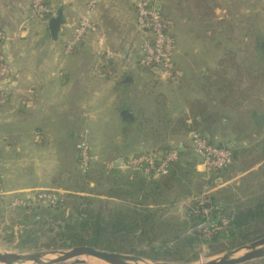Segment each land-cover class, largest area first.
Segmentation results:
<instances>
[{
  "label": "crops",
  "instance_id": "obj_1",
  "mask_svg": "<svg viewBox=\"0 0 264 264\" xmlns=\"http://www.w3.org/2000/svg\"><path fill=\"white\" fill-rule=\"evenodd\" d=\"M47 1L65 18L56 39L49 20L32 17V0H0V32L11 68L0 82L8 95L0 103V178L9 198L61 190L60 178L82 139L90 144L93 163L123 171L115 163L149 149L145 133L165 128L154 122L147 127L153 130L141 129L157 117L161 103L171 109L168 117L179 116L191 127L197 116L200 131L214 144L235 149V173L228 182L264 180V0H150L169 23L174 61L183 73L173 87L185 97L177 95L174 104L161 102L167 99L158 89L172 83H160L139 64L145 38L136 3L143 0H97L93 10L91 0ZM83 17L94 29L67 54ZM201 105L215 117L210 125L202 123ZM124 110L132 121L124 120ZM107 117L128 135L121 132L115 138L119 145L103 154L99 150L113 146L96 147L94 141L112 131Z\"/></svg>",
  "mask_w": 264,
  "mask_h": 264
},
{
  "label": "rangeland",
  "instance_id": "obj_2",
  "mask_svg": "<svg viewBox=\"0 0 264 264\" xmlns=\"http://www.w3.org/2000/svg\"><path fill=\"white\" fill-rule=\"evenodd\" d=\"M175 53L176 50L174 52V56ZM151 71L153 72V74H155L153 70ZM155 78L161 80L160 83L162 82V80H164L159 78L157 75H155ZM162 83H164V81ZM171 83L172 85L170 84V86H167V88H162L161 86L160 88L158 87V89L163 90L162 94H164L167 99L166 101L161 99L160 100L161 102L167 104H169L168 102H170L174 104V103H178L177 95L178 97H180V99L185 97V95H183L178 90L174 91L175 88L173 87V85L177 84L178 82L177 83L171 82ZM160 106L161 107L158 109L156 113L157 117L154 116L153 120L151 119L149 120L150 121L149 124L145 123V125L141 127L144 133L147 132L146 130H153L147 127H152L153 124H155L154 122H156V124L158 123L166 126L167 122H170L173 119H174V123H177L179 120L183 119L179 116L176 118L168 117V115L171 112V109L168 108V105H162V103L160 104ZM107 124L109 125L111 124L112 131L110 132V134H106L105 140L102 135L98 138V140L94 141L96 147H101L103 145L107 147L113 146L111 148H103V150H99L102 151L103 154L110 152L111 150L116 148L117 145H119L115 141V138L116 136L120 135L121 132L122 134L124 133L126 136L128 135L126 129L122 130L121 128H118L116 126L117 123L114 120L113 123H111V118L109 117H107ZM197 129L200 130L199 127H197ZM161 130L162 129H157L155 131L160 132ZM99 135L100 134H97V136ZM145 135H147L146 137H148L145 138V143L148 146H154V144L156 143V141L154 140L155 137H153L154 132L153 133L150 132L149 134L145 133ZM178 135L180 134L176 132L173 134V138L176 139H174L171 142V144L179 143ZM187 135H189L188 138H186ZM213 135L210 136L214 138ZM190 138H191V133L190 134L187 133L184 134V137L182 139L190 140ZM111 141L113 142V145H111ZM130 141L131 140H129V142ZM151 149H153V147H151ZM68 150L73 151V148H69ZM76 150H77L76 159L74 158L73 160L69 159L68 167H67L68 171L64 173L62 178H60L64 187L61 190L46 189L49 192L54 193V197L56 200L55 202L53 203L43 202V201L37 202L35 201L36 194H33L34 196L29 197L32 202L29 208L20 209V208L9 207V204L7 203L9 197L4 199L5 201L0 200L1 203L0 204V251L1 252L38 253V252H46L52 250H69L76 246H84L81 244L69 245V243L74 239L70 238L69 235L70 231H67L65 229H64L65 231L63 230L66 224L68 223L75 224L76 222L83 221L82 218H85L88 215L89 216L96 215L99 212L101 214L108 216L109 209L113 210L114 208L120 206L130 207V208L134 207L141 211L151 209L154 212H156L158 215L163 216L164 218L172 219L175 217H180L183 220L187 219L186 213L188 210V206L193 202L195 196H190L187 198L180 197L171 201H166V202L160 201L159 203L151 202L146 205L141 202L133 203L128 199L124 200V198L118 197L116 195H110L109 190L111 188H117L116 187L117 185L116 184L114 185L115 183L114 179L117 175H115L114 173L115 170L113 169L112 165L110 163L106 164L108 170H104L106 168L104 167V163H102L104 161H100L101 163L98 162L93 163L94 159L92 156V151H91L92 149L90 147V155L92 156V160L90 162L92 165L91 166L92 173L91 175L83 176L84 171L80 163L78 147L76 148ZM146 151L147 149H142L140 151L132 152L126 158L127 159L131 158L133 156L138 155L139 153L145 154L142 152H146ZM126 158L123 157L120 159L121 161L120 166H123V168L127 167L125 165ZM184 161L185 159L182 158L181 162ZM198 185L200 184H196V186L193 187L197 188ZM230 186H232L231 188L233 195L237 193V191L233 190L235 187V183L228 181H225L223 186H221V183H216V182H214L212 186L206 184L203 190H205V188L208 187L212 193H215V192H219L223 187H230ZM258 190H261V188ZM258 190L255 192H258ZM178 192H182V191L178 190ZM177 195H181V194L177 193ZM227 199H231L230 193ZM233 199L234 198L232 197L231 200ZM223 205L227 207L226 203H223ZM55 206L57 208L59 207V209H57ZM79 210L80 211L84 210L85 213L79 215L78 214ZM228 210L231 212V209ZM219 215H218L219 217L218 219L213 218L215 222H219L222 216L227 219L229 217L227 215L225 216L224 215L219 216ZM134 220L135 217L132 218L131 222H133ZM171 221H173L172 223L175 224L174 220ZM207 227L209 228L208 225L206 226V229ZM256 227L258 226H253L250 229H245L246 230L245 234H242L240 236L239 233L237 237H233L231 235L229 237H221L215 241H210L207 243L204 241H193L186 244H178L175 245V249L171 254H166V255L161 253H156V251L152 250L154 246L161 245L160 241L154 242L152 245L142 241L139 238L141 236V231L138 229H134L133 231L127 232L126 233L127 237L123 236L124 238L120 239V241L115 240L117 241V243L113 244V246L116 249L115 252L133 255L147 261H167V262H177V263L180 262V263L200 264L202 262L220 259L221 257L225 256L228 253L236 252V254H234V257L246 253L247 250L244 249L245 246H248L250 245V243L264 238V227L263 226L260 228H256ZM202 228L200 226L198 230L201 229L205 233L206 232L204 231L205 227L203 229ZM78 232H80L81 235L85 237L91 233V229L84 231L79 229ZM188 234H190V231L187 232L185 235ZM169 241H171V239ZM168 244H170V242H168ZM142 252L144 253L146 252V254L147 253L153 254L154 252V254L158 257V259H152V258L140 256L139 254ZM53 258H56V256L47 255L46 260H51ZM83 260L84 262L79 264H107L106 262L98 260L93 257H83ZM259 260H253L243 264H260ZM26 264H34V263H26ZM60 264H75V263H73V261L70 260L68 262L60 263Z\"/></svg>",
  "mask_w": 264,
  "mask_h": 264
},
{
  "label": "trees",
  "instance_id": "obj_3",
  "mask_svg": "<svg viewBox=\"0 0 264 264\" xmlns=\"http://www.w3.org/2000/svg\"><path fill=\"white\" fill-rule=\"evenodd\" d=\"M202 107L205 108L203 111H200L202 114L200 115L202 117V123L210 125L215 117L213 115L207 116V106ZM192 120L193 124L191 127H188L184 119L179 120L177 123L171 122L168 125L166 124L165 128L160 132H156L157 134L154 133L153 137H155L154 140L156 141L154 146H150L146 152H142L145 154L156 153L159 156H164L171 152L179 143H183V147L179 151L178 159L170 164L166 173L156 176L153 174H145L141 167H124L123 171L113 168L115 175H117L114 179V185L116 184L117 188H111L109 190L110 195H116L124 198V200L128 199L133 203L141 202L146 205L151 202L159 203L160 201L166 202L180 197L187 198L195 196L193 202L188 206L186 213L187 219L183 220L180 217L172 219L164 218L151 209L141 211L134 207L120 206L113 210L109 209L108 216L99 212L96 215H88L82 218L83 221L76 222L75 224H66L63 230L70 231V238L74 239L69 245L81 244L115 252L116 249L113 246V244L117 243L115 240L120 241V239L124 238L123 236H126L127 232L138 229L141 231L139 238L142 241L150 245L160 241L161 245L154 246L152 250L156 251V253L166 255L171 254L175 249V245L178 244H186L193 241H204L207 243L221 237H229L231 235L237 237L239 233L241 236L245 234V229H250L253 226H258L256 228L264 227V180H259L251 183L245 181L235 186L233 190L237 191V193L234 195L232 193V186L223 187L219 192H211V199L215 208L213 218L218 219L219 214V216L227 215L229 216V225L214 232L211 236H207L201 229L198 230L206 220L202 212H196L200 209L198 198L203 193L204 186L206 184L212 186L214 182L221 183V186H223L224 182L229 181L232 175H234L235 167L233 162L232 165L212 172L210 175L197 170L199 158L193 151L191 142L189 143L187 139L182 138L184 134L190 131H199L204 137L208 139L209 137L204 131L197 129L199 127L198 117L195 116ZM175 132L180 134L178 135L179 143L171 144L176 139L173 138ZM168 140L170 141L168 142ZM209 140L211 141V139ZM182 158L185 159L184 162H181ZM91 166H89L87 171L83 172V176L91 175ZM104 170H108V168L106 167ZM196 184L200 185L194 188L193 186H196ZM260 188L261 190H258ZM178 190L182 192H178ZM257 190L258 192H255ZM177 193L181 195H177ZM229 193L230 198H234L233 200L227 199ZM223 203H226L227 207ZM228 209H231V212ZM83 213H85L84 210L78 211L79 215ZM133 217H135V220L131 222ZM171 220H174L175 224ZM79 229L83 231L91 229V233L84 237L78 232ZM189 231L190 234L185 235ZM170 239L171 241H169ZM147 254L146 252H142L139 255L158 259L154 252L153 254ZM259 261L260 264H264V258Z\"/></svg>",
  "mask_w": 264,
  "mask_h": 264
},
{
  "label": "built area",
  "instance_id": "obj_4",
  "mask_svg": "<svg viewBox=\"0 0 264 264\" xmlns=\"http://www.w3.org/2000/svg\"><path fill=\"white\" fill-rule=\"evenodd\" d=\"M135 2V0H130ZM97 0H91L89 9L93 10ZM137 6V25L140 32L144 35L142 45V54L139 64L143 67L150 68L155 75L168 82L177 83L183 78V73L175 64L174 52L176 50L175 39L170 31L169 23L164 19L161 12L150 0H143L136 3ZM56 13L55 9L47 0H32L31 14L32 17L48 21ZM94 29V24L89 18L83 17L75 27L72 38L67 42L65 53L70 54L84 40L88 32ZM11 75V68L5 60L3 50V36L0 32V82L7 80ZM8 95L0 91V103L5 104ZM192 149L201 159L203 171L210 175L212 172L226 168L234 162V148L232 146H219L212 143L204 137L199 131L191 133ZM79 159L83 171H87L91 165L92 156L90 155V145L88 141L82 140L78 144ZM183 143H179L171 152L164 156L156 153L138 154L125 160L127 167H141L146 174L161 175L167 172L170 164L177 160L179 151ZM35 201L55 202L54 193L46 189L39 190L35 193ZM10 192L4 187L0 178V200L5 201ZM30 196H15L9 198L8 204L11 208H29L31 205ZM200 209L196 212H202L206 218L203 226L207 236L223 229L229 225V219L221 217L219 222L213 220L215 208L211 199V190L206 187L201 196L198 198ZM209 226V228L206 226ZM202 228V229H203Z\"/></svg>",
  "mask_w": 264,
  "mask_h": 264
},
{
  "label": "water",
  "instance_id": "obj_5",
  "mask_svg": "<svg viewBox=\"0 0 264 264\" xmlns=\"http://www.w3.org/2000/svg\"><path fill=\"white\" fill-rule=\"evenodd\" d=\"M65 18L62 9L58 10L54 16L49 19V29L52 37L57 38L61 26L64 24ZM123 118L126 121H132L133 116L129 110L122 112ZM121 165V161L115 163V166ZM246 253L234 257L235 253H228L220 259L202 262L200 264H243L253 260L264 258V238L250 243L245 246ZM238 252V251H237ZM47 255H54L56 258L46 260ZM83 257H93L104 261L107 264H191L177 263L167 261H147L140 257L129 254L118 253L97 249L91 246H76L69 250H52L38 253H14L0 251V264H60L70 260L75 264L84 262Z\"/></svg>",
  "mask_w": 264,
  "mask_h": 264
}]
</instances>
